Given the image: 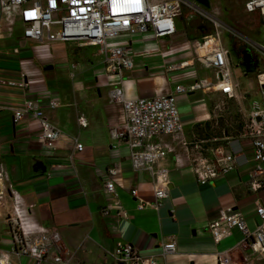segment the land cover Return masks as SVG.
Masks as SVG:
<instances>
[{
  "label": "crops",
  "instance_id": "crops-1",
  "mask_svg": "<svg viewBox=\"0 0 264 264\" xmlns=\"http://www.w3.org/2000/svg\"><path fill=\"white\" fill-rule=\"evenodd\" d=\"M18 24L17 20L12 32L4 24L0 32V77L19 79L24 72L31 88L25 93L0 85V163L13 182L26 230L34 233L40 227L57 229L72 256L71 264H110L108 254L118 242L132 243L143 256L154 257L158 264H219L217 253L243 240L242 232L233 229L229 238L219 244L214 242L210 226L223 210L234 208L250 230L256 229L258 205L264 206V189L256 192L251 188L253 149L248 140L240 138L242 126L233 128L230 140H225L221 127L226 115L218 110V102L232 100L222 93L176 95L184 130L190 128L184 137L189 142L208 141L204 147L209 157L217 146L229 148L228 143L238 151L241 148L243 157L234 170L202 185L194 171V150L188 152L173 136L148 140L169 148L161 161L169 169V196L159 210L153 206L155 179L148 170L133 167L130 146L117 142L112 135L124 124L122 106L110 103L112 89L124 88L128 99H137L176 94L177 86L190 88L200 79L217 82L215 70L195 60V42L203 43L202 38L207 36L203 24L199 26L200 36L191 28L184 34L177 32L172 37L149 38L146 42L135 38L130 48L135 68L123 76L110 72L104 59L101 63L87 59L83 50L98 47L47 38L42 42L26 41ZM16 47H20L17 55ZM98 55L103 57L99 48ZM77 56L83 57L84 63ZM187 62L189 67L170 70L171 66ZM48 67L53 68L46 70ZM205 70H212L216 81ZM26 97L40 100L46 118L62 130L54 153L39 139V121L14 123V110L22 107ZM51 98L61 106L50 109L47 104ZM80 115L87 117L85 129L78 124ZM76 139L84 146L82 152L75 148ZM214 139L219 142H212ZM115 167L119 173L115 196H111L106 193V181L109 170ZM132 188H137L139 197L149 202L145 209H138L139 200L132 195ZM14 208L11 197L0 205V222L14 214ZM121 208L128 218L119 215ZM6 218V230L0 231V246L4 249L11 243ZM172 241L177 243L176 252L163 258L162 245ZM231 254L234 261L245 260L243 264H264V254L248 247ZM13 260L20 261L16 257Z\"/></svg>",
  "mask_w": 264,
  "mask_h": 264
},
{
  "label": "built area",
  "instance_id": "built-area-1",
  "mask_svg": "<svg viewBox=\"0 0 264 264\" xmlns=\"http://www.w3.org/2000/svg\"><path fill=\"white\" fill-rule=\"evenodd\" d=\"M185 10L189 13L187 18L200 16L211 20L215 25L216 32L202 38L203 43L196 41L194 51L197 62L215 70L217 82L200 79L190 88L177 86L176 94L151 98L128 99L124 88L109 92L110 103L122 106L124 112V124L113 130V138L130 146L131 161L136 170H148L155 179L153 206L158 210L162 201L169 196V169L161 165L169 148L148 143V140L161 135L173 136L188 152L194 150V171L202 185L220 174L234 170L240 157H243L241 148L238 151L229 143V148L215 147L213 156L209 157L204 147L208 141H187L176 95L214 91L230 100L240 101L239 83L234 80L231 59L222 42L223 29L239 43L258 51L259 58H263H260V62H264V47L253 43L236 29L225 27L215 16L207 14L203 6L190 0H0V32L4 24L12 32L18 20L22 27V37L26 41L42 42L47 38L73 41L81 47H98L108 70L120 76L135 68V57L130 50L132 41L137 37L146 42L149 38L157 40L175 36L178 32L176 21L183 18ZM245 11L264 17V0H247ZM56 25H60L61 30L53 35L52 28ZM19 52L20 47L14 48V54ZM186 67H189L188 62L171 66L170 70L177 71ZM3 83L25 93L31 88L24 72L19 79L4 80L0 77V85ZM257 83L262 96L261 102L252 101L249 113L242 105L239 109L242 117L240 138L248 140L253 149L255 168L251 173V188L256 192L264 189V70L259 72ZM47 105L52 110L61 106L53 98L48 100ZM13 117L15 124L25 119L39 121L40 141L51 152H55L63 132L46 118L40 100L26 97L22 107L14 110ZM78 124L80 128H87V117L80 115ZM225 140L230 138L226 137ZM213 141L219 142V139ZM75 148L79 152L84 150L78 139ZM118 173L116 167L109 170L106 193L111 196H115V179ZM131 193L139 200L138 209H145L149 202L139 197L138 189L132 188ZM10 197L15 202L14 214H9L6 218L11 243L8 249L0 246V264H71L72 256L62 244L57 229L40 227L34 233L25 229L20 219V201L13 182L4 164L0 163V205ZM257 214L259 222L255 230L249 229L242 214L234 208L223 210L220 218L211 224L210 231L216 244L229 238L233 229L240 230L243 235V240L233 248L217 253L219 264H243L245 260L234 261L231 252L244 247L250 248L254 253L264 254V206L261 204L258 205ZM119 215L128 218L127 212L122 208ZM176 249L175 241L163 244L161 255L166 258L168 254L175 253ZM108 255L111 264H158L154 257L143 256L129 242H118ZM13 257L20 261L14 262Z\"/></svg>",
  "mask_w": 264,
  "mask_h": 264
},
{
  "label": "rangeland",
  "instance_id": "rangeland-1",
  "mask_svg": "<svg viewBox=\"0 0 264 264\" xmlns=\"http://www.w3.org/2000/svg\"><path fill=\"white\" fill-rule=\"evenodd\" d=\"M193 1V0H190ZM247 0H210V8H204L205 12L211 16H215L219 19L225 27L229 26L231 28L236 29L239 31L243 36L251 40L253 43H256L260 46L264 47V17L261 14H248L245 11V3ZM189 13L185 10V18L183 19L178 18L176 21L178 32L183 33L185 31L194 29L196 35L200 36L199 26L204 25L207 29L205 31V35L210 36L213 32H216V28L214 23L207 18H203L200 16H190L186 18ZM193 26V27H192ZM17 29H20V24L17 25ZM61 26L56 25L52 28V34L56 35L60 32ZM223 32L229 33L223 29ZM184 34V33H183ZM230 34V33H229ZM185 38L184 35H181ZM223 43H226L228 40L224 33L222 35ZM201 41V40H199ZM256 51V50H255ZM258 52V51H257ZM83 53L86 55L87 59L93 61L94 63H101L103 57L98 55V48H90L84 49ZM259 53V52H258ZM261 58V56H260ZM77 59L84 63V58L77 56ZM263 60V58H261ZM232 73L234 80L240 84L241 90V98L240 101L232 100L229 101L226 99L220 100L218 103V110L226 115L227 118L225 123L227 124L228 129L230 131L236 129L235 121L232 120V117L237 119H242L241 115L239 114L240 105L239 103L246 109L247 113H249L251 109L252 101L257 100L261 102L262 96L260 93V87L256 81V78L246 76L243 68L241 66L242 60L238 56L232 57ZM261 65L259 68L264 70V62H260ZM206 74L210 76L212 80L216 81V75L212 70H205ZM250 93V97L245 98V95ZM230 113V114H229ZM230 116V117H229ZM232 116V117H231ZM190 131V128H185L184 132ZM6 217H4L5 220ZM4 220L0 222V231L3 232L6 230V225ZM8 226V225H7Z\"/></svg>",
  "mask_w": 264,
  "mask_h": 264
},
{
  "label": "water",
  "instance_id": "water-1",
  "mask_svg": "<svg viewBox=\"0 0 264 264\" xmlns=\"http://www.w3.org/2000/svg\"><path fill=\"white\" fill-rule=\"evenodd\" d=\"M193 1L197 2L198 4H200L205 9L206 8L208 9L211 6L210 0H193ZM223 33H224V36L229 40L227 45H226V47H227V50H228V55H229V57H230V59L232 61V57L233 56H238L239 57V52L234 47L235 37H233L229 33H225V32H223ZM240 59L242 60L241 66L243 68V71H244L245 75L246 76H250V77H254V78H256V81H257V76H258L260 71H263V69H261L259 67L256 68L254 66V61H253V58L251 56L250 50H247L246 52H244L243 53V58H240ZM52 68L53 67H48V68H46V70H51ZM248 97H250V93L246 94V96H245V98H248ZM110 260H111V258H110Z\"/></svg>",
  "mask_w": 264,
  "mask_h": 264
},
{
  "label": "flooded vegetation",
  "instance_id": "flooded-vegetation-1",
  "mask_svg": "<svg viewBox=\"0 0 264 264\" xmlns=\"http://www.w3.org/2000/svg\"><path fill=\"white\" fill-rule=\"evenodd\" d=\"M192 17H193V16H192ZM200 28H202V27H199V29H200ZM228 41H229V40H226V43H228ZM234 47H235V48L238 50V52H239V58H243V53L246 52L247 50H250V52H251V56H252L253 61H254V66H256V65L258 66V65H259V67H260V65H261V63H260V58H259L258 53H257L255 50H253V49L247 47V46L244 45V44L239 43V42L236 41V40H235V42H234Z\"/></svg>",
  "mask_w": 264,
  "mask_h": 264
},
{
  "label": "trees",
  "instance_id": "trees-1",
  "mask_svg": "<svg viewBox=\"0 0 264 264\" xmlns=\"http://www.w3.org/2000/svg\"><path fill=\"white\" fill-rule=\"evenodd\" d=\"M263 17V16H262ZM203 37V36H202ZM256 68L257 67H259V65L257 66H255ZM240 114V113H239ZM241 115V114H240ZM230 117V116H229ZM232 117V116H231ZM227 119V118H226ZM232 120H234L235 121V125H236V129L237 128H241V126H242V119L240 118V119H237V118H235V117H232L231 118ZM224 122H225V119H224ZM227 127V124L226 123H224L223 124V126L221 127L222 128V130H224V137H228L229 135H230V129H228V128H226Z\"/></svg>",
  "mask_w": 264,
  "mask_h": 264
}]
</instances>
